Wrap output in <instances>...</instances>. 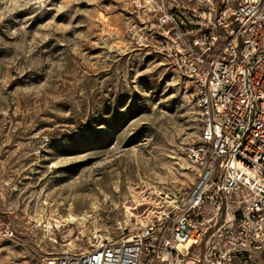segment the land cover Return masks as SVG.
Segmentation results:
<instances>
[{
	"label": "rangeland",
	"instance_id": "rangeland-1",
	"mask_svg": "<svg viewBox=\"0 0 264 264\" xmlns=\"http://www.w3.org/2000/svg\"><path fill=\"white\" fill-rule=\"evenodd\" d=\"M134 1L0 0V264L156 226L192 188L201 122ZM176 4L200 21L220 0Z\"/></svg>",
	"mask_w": 264,
	"mask_h": 264
},
{
	"label": "built area",
	"instance_id": "built-area-1",
	"mask_svg": "<svg viewBox=\"0 0 264 264\" xmlns=\"http://www.w3.org/2000/svg\"><path fill=\"white\" fill-rule=\"evenodd\" d=\"M134 4L133 29L184 78L198 113L196 179L156 226L41 264H264V0H220L200 21L176 0ZM0 235L14 232L0 223Z\"/></svg>",
	"mask_w": 264,
	"mask_h": 264
},
{
	"label": "bare ground",
	"instance_id": "bare-ground-1",
	"mask_svg": "<svg viewBox=\"0 0 264 264\" xmlns=\"http://www.w3.org/2000/svg\"><path fill=\"white\" fill-rule=\"evenodd\" d=\"M78 220L85 221L86 218H84V217H77V216H75L73 214H69L64 219H60V218L59 219H55V222H56V226H58V223H60V222L74 223L75 221H78ZM45 226H48V228L53 227L49 222ZM94 237H97V235H95ZM189 244H190V242L186 243L185 247H188Z\"/></svg>",
	"mask_w": 264,
	"mask_h": 264
}]
</instances>
